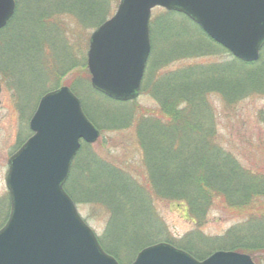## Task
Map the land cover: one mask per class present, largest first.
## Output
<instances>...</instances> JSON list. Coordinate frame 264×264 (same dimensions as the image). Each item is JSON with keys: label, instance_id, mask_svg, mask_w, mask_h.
<instances>
[{"label": "rangeland", "instance_id": "rangeland-1", "mask_svg": "<svg viewBox=\"0 0 264 264\" xmlns=\"http://www.w3.org/2000/svg\"><path fill=\"white\" fill-rule=\"evenodd\" d=\"M86 1L17 0L14 22L0 30V81L3 84L0 108V229L11 212L6 185L9 160L33 135L30 121L45 94L63 86L74 90L85 112L101 131L96 143L83 144L74 162L71 177L77 179V186L84 181L80 169L96 161L104 169H121L130 174L128 176L145 183V175H142L145 174V155L140 145L138 125L144 118L161 116L158 99L152 91L158 77L155 71L163 68V64H169L163 72H176L187 67H223L236 60L229 51L218 46L211 47L208 57L186 59L193 54L203 55L193 51L204 49L202 41L207 39L197 27L181 23L184 20L182 16L173 15L172 20L166 18V23L163 22L161 18L167 11L156 8L150 24L155 33L151 55L153 68L146 74L141 93L137 99L126 103L111 100L92 86L88 51L92 34L114 16L120 0L114 1L112 7L106 0H88L97 3L99 13L96 16L89 13ZM176 19L183 36L176 34L178 28L171 30L168 27L170 32L163 33L167 29L165 26L174 25ZM257 63L254 68L243 65L244 71L264 69V49ZM152 70L153 74L150 73ZM151 74L152 78L148 77ZM211 103L219 145L233 154L242 167L264 178V91L248 96L236 107L227 105L218 94L211 96ZM119 117L120 123H128L129 128L115 130L110 126L111 122L119 124ZM97 165L95 163L94 166ZM91 168L90 173L98 175L94 167ZM69 188L73 190L72 182ZM95 200H85L76 193L74 201L103 248L113 253L111 255L121 264H132L142 249L157 243H172L182 249L180 246L185 247L186 242L196 243L198 247H202L203 239L219 242L234 228L244 226L251 216L250 212H232L224 202L215 200L202 219L188 220L185 212L178 210L174 203L155 199L149 210L152 212L149 219L140 215L127 216L125 230L121 232L118 217L108 206L111 202ZM258 204L264 208V197ZM135 226L142 227V230L139 228V232L135 233ZM206 247L203 245L204 253L209 256L228 250L218 244ZM246 254L256 264H264V253Z\"/></svg>", "mask_w": 264, "mask_h": 264}, {"label": "water", "instance_id": "water-1", "mask_svg": "<svg viewBox=\"0 0 264 264\" xmlns=\"http://www.w3.org/2000/svg\"><path fill=\"white\" fill-rule=\"evenodd\" d=\"M0 0V30L16 12ZM185 14L241 61L261 58L264 0H121L115 15L91 36L92 86L111 99L139 97L152 50L151 17L157 8ZM2 84L0 82V107ZM32 137L11 157L6 184L11 213L0 230V264H120L104 251L66 192L82 141L100 131L67 87L47 93L30 122ZM133 264H255L250 255L218 251L204 261L167 243L142 250Z\"/></svg>", "mask_w": 264, "mask_h": 264}, {"label": "trees", "instance_id": "trees-1", "mask_svg": "<svg viewBox=\"0 0 264 264\" xmlns=\"http://www.w3.org/2000/svg\"><path fill=\"white\" fill-rule=\"evenodd\" d=\"M106 1L112 7V3L117 0ZM86 3L89 13L96 16L99 13L97 3L88 0ZM173 15L182 16L184 20L181 23L197 27L207 39L202 41L204 49L193 51L203 55L193 54L186 59L208 57L213 46L224 49L184 15L166 12L163 17L165 19L161 20H172ZM178 22L176 19L174 25H166L167 29L163 33L170 32L168 27L171 30L178 28L175 30L176 34L183 36ZM153 25L154 23L152 27ZM151 34L154 39L153 28ZM181 44L185 43L181 40ZM151 58L147 75L152 67ZM258 64H245L235 60L231 65L223 67H187L176 72H163L169 65L163 64V68L155 71L158 77L152 86L160 105L161 116L156 119L144 118L138 125L140 145L145 155V174L142 175H145L146 182H139L121 169H104L96 161V167L95 163H88V166L80 169L79 173L85 181L81 185L77 186V179H72L70 175L66 184L68 193L74 200L78 193L88 201L100 199L101 202H111L108 206L118 217L121 232L125 230L127 216L140 215L149 219L152 213L149 210L155 199L174 203L178 210L185 212L188 220L202 219L214 201L221 200L228 210L250 212L251 216L244 226L234 228L221 241L203 239L202 244L206 248L218 244L224 249L252 255L264 253V208L258 204L264 197V178L242 167L233 154L219 145L211 103V96L218 94L227 105L236 107L248 96L264 91V69H243V65L254 68ZM153 72L154 70L150 73ZM152 74L148 77L152 78ZM87 115L98 126L89 113ZM101 118L103 119L102 116ZM119 120L120 117L117 119L119 124L111 122L110 126L115 130L129 128L128 123L121 124ZM104 121L109 124V121ZM91 167H94L98 175L90 173ZM71 182L73 190L69 188ZM139 228L142 230V227L135 226L134 232H139ZM203 245L198 247L196 243L186 242L185 247H180L201 260L209 256L204 253Z\"/></svg>", "mask_w": 264, "mask_h": 264}]
</instances>
